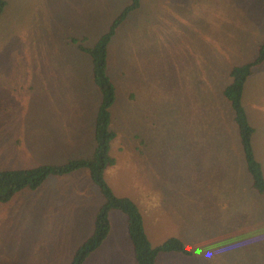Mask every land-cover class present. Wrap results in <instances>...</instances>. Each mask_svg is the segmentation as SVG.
<instances>
[{"label":"rangeland","instance_id":"obj_1","mask_svg":"<svg viewBox=\"0 0 264 264\" xmlns=\"http://www.w3.org/2000/svg\"><path fill=\"white\" fill-rule=\"evenodd\" d=\"M124 1L6 0L0 169L90 154L94 141L80 134L101 95L90 59L61 35H86L93 46ZM263 40L264 0H141L109 44L120 86L110 108L115 163L104 179L137 203L152 245L175 236L191 251L160 253L156 264H264V196L251 188L222 93L230 67L255 57ZM253 70L242 101L264 173V62ZM101 202L85 168L0 202V264H69ZM109 218V236L83 264H135L125 214Z\"/></svg>","mask_w":264,"mask_h":264},{"label":"trees","instance_id":"obj_2","mask_svg":"<svg viewBox=\"0 0 264 264\" xmlns=\"http://www.w3.org/2000/svg\"><path fill=\"white\" fill-rule=\"evenodd\" d=\"M140 4L141 0H131L115 17L108 31L103 33L92 47L83 46L81 40L71 38L73 43H78V49L90 57L92 78L101 95L93 123L95 146L92 154L88 157L70 159L62 164L43 163L28 168L0 169L1 203L9 201L22 189L37 188L48 176L65 175L83 168L88 170L91 180L99 188L103 201L95 212L91 234L75 249L70 264H83L88 255L101 245L111 228L109 220L111 210H119L126 216L127 234L136 264H156L160 253L174 252L184 255L191 253L182 240L175 236L158 245H152L145 233L143 217L137 203L127 196L116 195L104 179L105 168L115 163V158L109 154V148L116 135L110 127V108L115 100L116 86L108 74V45L127 15L138 9ZM6 5V0H0V14ZM263 62L264 40L258 45L255 57L230 67V80L222 89L223 96L233 113L246 170L251 179V188L262 196L264 173L262 164L252 148L254 127L250 124L242 99L245 82L253 69Z\"/></svg>","mask_w":264,"mask_h":264},{"label":"crops","instance_id":"obj_3","mask_svg":"<svg viewBox=\"0 0 264 264\" xmlns=\"http://www.w3.org/2000/svg\"><path fill=\"white\" fill-rule=\"evenodd\" d=\"M130 1L131 0H125L124 1V6L122 7V9L124 8V7H126L129 3H130ZM122 9L113 17V19H112V21L109 23V25L107 26L108 28L103 32V33H105V32H107L108 31V29L110 28V26H111V24L113 23V20L115 19V17L122 11ZM131 13V12H130ZM129 13V14H130ZM129 14L127 15V17H126V19H125V21L127 20V18H128V16H129ZM59 18H61L57 13H55V12H53L52 10L50 11V13H49V15H47L46 17L48 18V20L51 22V19H53L54 20V22H55V27H54V29H55V32L57 33V37L59 38L60 37V30L58 31V29L56 28V25H57V18L58 17ZM124 21V22H125ZM123 22V23H124ZM122 23V24H123ZM121 24V25H122ZM120 25V26H121ZM119 26V27H120ZM118 27V28H119ZM118 28H117V30H118ZM27 31L32 35V37L33 36H35V28L34 27H27ZM102 33V34H103ZM101 34V35H102ZM100 35V36H101ZM99 36V37H100ZM86 35H78V36H70V37H68V36H66V34H63L62 33V35H61V39H68L69 41H70V43L71 44H73L75 47H76V49H77V51H79V53L81 52L79 49H78V47H77V45H78V43H73L72 41H71V38H76V39H78V40H81L82 41V45L83 46H85V44H84V42H85V40H86ZM98 37V38H99ZM98 40V39H97ZM96 40V41H97ZM112 40V39H111ZM111 42V41H110ZM96 43V42H95ZM110 44V43H109ZM86 47H90V46H86ZM92 47V46H91ZM108 47H109V45H108ZM109 52V51H108ZM83 53V52H82ZM110 53V52H109ZM109 53H108V61L109 62H111V56L109 55ZM83 54H85V55H87L86 53H83ZM87 57L90 59V57L87 55ZM48 60H50L49 58H48ZM47 60V61H48ZM90 63H91V59H90ZM253 72H254V70H253ZM253 72H252V74L249 76V77H251L252 75H253ZM108 74H109V77L111 78V80L113 81V83H115V85H116V90L119 92V82L117 83V81H116V77L118 78V76H117V74L112 70V68H111V66H109L108 67ZM247 82V81H246ZM246 82H245V84H246ZM245 87V86H244ZM117 91H116V94H117ZM121 93H122V90H121ZM67 106H64V108H66ZM65 110V109H64ZM96 112H97V110H96ZM95 115H96V113L93 115V119H92V121L90 122V130H89V132H84V133H82V134H80V137H88L89 139H93V141H94V143H93V146H92V148H91V152H90V154L88 155V156H90L91 154H92V152H93V149H94V146H95V139H94V126H93V123H94V119H95ZM234 121V120H233ZM250 121V120H249ZM111 122H112V119H111ZM256 125V124H255ZM254 125V126H255ZM236 126V125H235ZM237 129V128H236ZM238 135V134H237ZM90 136V137H89ZM92 139H91V145H92ZM145 149V148H144ZM187 153V149H186V145H185V154ZM88 156H85V157H88ZM78 158H81V157H78ZM246 167V166H245ZM80 170V169H79ZM78 171V170H77ZM75 172V171H74ZM89 173V172H88ZM194 176V174L192 175V177ZM89 177H90V175H89ZM90 180H91V177H90ZM92 181V180H91ZM93 182V181H92ZM100 193V192H99ZM100 195H101V193H100ZM101 198H102V196H101ZM102 201H103V199H102ZM102 203V202H101ZM100 203V204H101ZM100 204H99V206H100ZM98 206V207H99ZM98 207H97V209H98ZM96 209V210H97ZM96 210H95V212H96ZM95 212H94V215H95ZM93 219H94V216H93ZM109 220H110V218H109ZM110 224H111V221H110ZM92 229H93V226H92ZM110 230H111V228H110ZM126 232H127V223H126ZM109 233H110V231H109ZM109 236V234L107 235V237ZM127 236H128V234H127ZM106 237V238H107ZM106 238L104 239V241L106 240ZM128 239H129V237H128ZM103 241V242H104ZM129 242H130V240H129ZM102 244V243H101ZM130 244H131V242H130ZM96 250V249H95ZM94 250V251H95ZM75 251V250H74ZM74 253V252H73ZM92 253V252H91ZM90 253V254H91ZM169 253H174V252H169ZM73 255V254H72ZM132 256H133V250H132ZM72 257V256H71ZM158 257V256H157ZM133 259H134V257H133ZM135 261V260H134ZM156 262H157V260H156ZM84 263V262H83ZM70 264V263H69ZM136 264V263H135Z\"/></svg>","mask_w":264,"mask_h":264}]
</instances>
